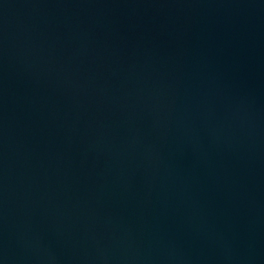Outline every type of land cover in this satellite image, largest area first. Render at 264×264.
I'll return each mask as SVG.
<instances>
[{
	"label": "water",
	"instance_id": "water-1",
	"mask_svg": "<svg viewBox=\"0 0 264 264\" xmlns=\"http://www.w3.org/2000/svg\"><path fill=\"white\" fill-rule=\"evenodd\" d=\"M0 264H264V0H0Z\"/></svg>",
	"mask_w": 264,
	"mask_h": 264
}]
</instances>
